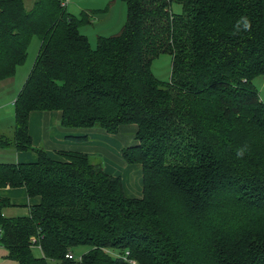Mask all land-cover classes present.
<instances>
[{
	"label": "trees",
	"instance_id": "16d2710c",
	"mask_svg": "<svg viewBox=\"0 0 264 264\" xmlns=\"http://www.w3.org/2000/svg\"><path fill=\"white\" fill-rule=\"evenodd\" d=\"M63 1L27 9L25 0H0V83L26 61L31 38L41 41L15 100L14 138L0 135V147L39 156L0 162V191L24 187L41 198L29 215L8 217L13 204L0 192L8 256L19 264H264V100L253 84L264 75V0H124L123 31L100 36L96 48ZM161 53L173 57L169 81L151 69ZM35 110L60 111L63 127L110 134L136 124L122 155L142 166V196L128 197L122 177L95 156L57 160L35 147ZM82 245L89 251L80 262L67 257Z\"/></svg>",
	"mask_w": 264,
	"mask_h": 264
},
{
	"label": "crops",
	"instance_id": "0c3cea01",
	"mask_svg": "<svg viewBox=\"0 0 264 264\" xmlns=\"http://www.w3.org/2000/svg\"><path fill=\"white\" fill-rule=\"evenodd\" d=\"M31 71V70H30ZM22 89V88H21ZM20 92V91H19ZM19 94V93H18ZM18 96V95H17ZM17 98V97H16ZM16 100V99H15ZM60 111H32L29 117V132L35 147H43L49 155L57 160H66L62 152H79L92 156H99L104 159L105 170L112 175L121 176L123 187L126 195L131 198L142 196L143 192V169L141 164H129L122 155V149L136 142L135 134L138 130L136 124H128L122 126L117 134H110L106 130L93 128H67L61 125ZM73 137H86L83 141ZM118 141L117 152L113 151V142ZM120 142L127 145L121 148ZM4 148L6 155V163H25L36 162L39 159L35 151H16L13 148ZM108 156L112 159L109 160ZM122 156V159H121ZM115 160V162L113 161ZM127 165H126V163ZM118 162V163H117ZM120 163V164H119ZM123 168L132 169L134 172L141 174V189L133 191L126 186L125 177L120 174ZM136 167V168H135ZM137 169V170H136ZM138 176L133 173L132 178ZM1 194L11 200L13 206L5 210V215L8 217H16L10 214L12 209H18L19 216L30 214L31 207L40 203V197H30L26 188H12L10 186L1 189ZM38 250H40L38 248ZM7 248L0 243V264H19L17 260L11 259L8 256ZM41 254V251L40 253ZM38 254V255H39Z\"/></svg>",
	"mask_w": 264,
	"mask_h": 264
},
{
	"label": "rangeland",
	"instance_id": "374dc122",
	"mask_svg": "<svg viewBox=\"0 0 264 264\" xmlns=\"http://www.w3.org/2000/svg\"><path fill=\"white\" fill-rule=\"evenodd\" d=\"M34 2L35 0H25L26 8L31 9ZM64 2L69 13L84 19L80 30L83 34L87 35L94 48L97 47L100 36L118 35L123 31L127 23L128 8L124 0H64ZM171 9L175 13H182L183 11L182 4L178 2H173ZM40 45L41 41L39 37L36 35L33 36L29 45L26 61L18 66L13 79L0 83V135H6L9 139L14 138L16 121L15 99L33 67ZM172 64V55L170 53H161L152 61L151 69L158 79L169 81L172 76ZM253 84L259 91L261 100H264V75L255 77ZM122 144L120 142V145ZM118 145V141L113 142V151L117 152ZM125 145H127V142L121 148ZM7 154L9 153H4V148L2 149L0 147V162H8L5 161ZM95 157L101 159L103 167L105 168L104 159L99 156ZM108 158L112 160L109 156ZM113 161L115 162V160ZM133 173L138 177L133 179ZM120 174L125 177L127 187H130L133 191L141 189V174L139 172H134L132 169L127 170V168L122 167ZM6 211H10V209ZM11 211H13L10 212L11 215L13 213H15V216L20 215L17 214L18 209H12ZM34 251L36 255L40 253V250L36 247ZM74 251L77 258H82L89 251V247L86 245L78 246ZM118 254L119 252H112L111 256L117 257Z\"/></svg>",
	"mask_w": 264,
	"mask_h": 264
},
{
	"label": "built area",
	"instance_id": "2783aa9c",
	"mask_svg": "<svg viewBox=\"0 0 264 264\" xmlns=\"http://www.w3.org/2000/svg\"><path fill=\"white\" fill-rule=\"evenodd\" d=\"M63 4L66 5L64 1H63ZM67 257L71 260L75 259V261H77V262H80L82 260V258H77V257L73 256V254L71 252L67 255Z\"/></svg>",
	"mask_w": 264,
	"mask_h": 264
},
{
	"label": "clouds",
	"instance_id": "9594fccd",
	"mask_svg": "<svg viewBox=\"0 0 264 264\" xmlns=\"http://www.w3.org/2000/svg\"><path fill=\"white\" fill-rule=\"evenodd\" d=\"M242 155H243V152H239V153H238V156H242Z\"/></svg>",
	"mask_w": 264,
	"mask_h": 264
}]
</instances>
